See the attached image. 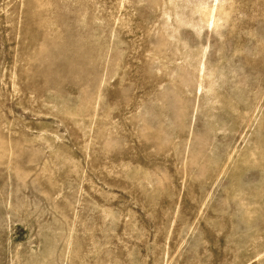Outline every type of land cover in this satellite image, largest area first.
<instances>
[{
  "label": "rangeland",
  "instance_id": "374dc122",
  "mask_svg": "<svg viewBox=\"0 0 264 264\" xmlns=\"http://www.w3.org/2000/svg\"><path fill=\"white\" fill-rule=\"evenodd\" d=\"M0 264H264V0H0Z\"/></svg>",
  "mask_w": 264,
  "mask_h": 264
}]
</instances>
